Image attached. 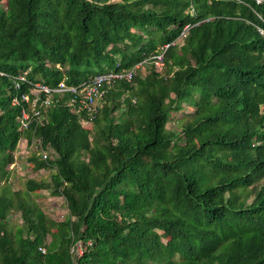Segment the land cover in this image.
Wrapping results in <instances>:
<instances>
[{
	"label": "trees",
	"instance_id": "1",
	"mask_svg": "<svg viewBox=\"0 0 264 264\" xmlns=\"http://www.w3.org/2000/svg\"><path fill=\"white\" fill-rule=\"evenodd\" d=\"M0 2V264H74L76 240L91 243L76 264H264V0ZM161 51L160 71L103 86L89 126L58 94L18 129L12 99L35 82L78 85ZM21 138L49 180L13 188ZM41 189L63 197V220L46 222Z\"/></svg>",
	"mask_w": 264,
	"mask_h": 264
},
{
	"label": "built area",
	"instance_id": "2",
	"mask_svg": "<svg viewBox=\"0 0 264 264\" xmlns=\"http://www.w3.org/2000/svg\"><path fill=\"white\" fill-rule=\"evenodd\" d=\"M168 46L169 44H165L163 49ZM141 64H153L155 70L160 71L163 67V51L153 54L149 58H146L131 68L105 70L104 72L91 76L88 80L78 85L67 84L64 80H61L54 86H48L40 82H35L33 86L29 88V94H22L20 100L17 97L12 99V104L14 105H18L20 101L26 104V107H21L19 114L16 117L18 129H28L32 124L42 125V110H45L49 105H51L53 97L58 94L68 95L66 104L68 105L70 111L79 116L80 123L83 126H89L90 121L93 119L99 106V99L104 92L103 86L109 85L115 80H131L135 75L136 68ZM0 75H3V72H0ZM15 79L17 80L14 84L15 88L19 89L20 82L25 81L24 75H18ZM30 94L32 95L30 96ZM41 143L42 141L40 138L32 140V145L37 149V155L41 159H44L47 156V151L42 148ZM26 144L27 143L25 141V145ZM90 244L91 243L89 241L84 244L83 241L76 240L70 245L69 250L72 254L74 264H76L75 258L81 256L85 251L86 246ZM39 250L42 253L45 251L43 247H40Z\"/></svg>",
	"mask_w": 264,
	"mask_h": 264
},
{
	"label": "rangeland",
	"instance_id": "3",
	"mask_svg": "<svg viewBox=\"0 0 264 264\" xmlns=\"http://www.w3.org/2000/svg\"><path fill=\"white\" fill-rule=\"evenodd\" d=\"M0 5L4 6V2H0ZM178 42L180 43L181 40L179 39ZM144 65V67L146 68L148 64ZM110 68H113L112 65L108 69ZM203 74L205 75V73ZM190 112H192L191 107L183 104L180 111L171 112L167 127L173 128L177 121L183 120L185 116H187ZM28 153L29 147H26L25 139L21 138L18 142V149L15 151L16 159L14 165H10L8 167V169L12 173L10 175V182L13 188L21 186L27 179H33L36 181H39L41 179H44L45 181L49 180L50 172L47 169H40L39 171L35 172L31 168V162L26 159ZM35 192V202L43 211L47 223H50L51 221L63 220L67 216L68 211L62 196L52 195L47 189L36 190ZM15 220L18 221V219Z\"/></svg>",
	"mask_w": 264,
	"mask_h": 264
},
{
	"label": "clouds",
	"instance_id": "4",
	"mask_svg": "<svg viewBox=\"0 0 264 264\" xmlns=\"http://www.w3.org/2000/svg\"><path fill=\"white\" fill-rule=\"evenodd\" d=\"M264 33V32H263Z\"/></svg>",
	"mask_w": 264,
	"mask_h": 264
}]
</instances>
